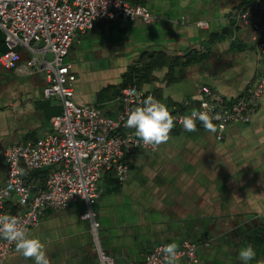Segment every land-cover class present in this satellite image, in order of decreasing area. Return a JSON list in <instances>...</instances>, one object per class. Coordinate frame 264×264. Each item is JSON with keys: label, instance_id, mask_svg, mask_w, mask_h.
I'll use <instances>...</instances> for the list:
<instances>
[{"label": "crops", "instance_id": "crops-1", "mask_svg": "<svg viewBox=\"0 0 264 264\" xmlns=\"http://www.w3.org/2000/svg\"><path fill=\"white\" fill-rule=\"evenodd\" d=\"M125 1L146 6L156 18L149 23L99 18L92 29L74 33L65 61L75 77V103L113 118L121 110L119 89L135 81L169 111L198 97L202 85L234 100L264 73L251 28L234 22L247 9L264 26V5H251L257 0ZM199 20L206 27H198ZM256 41H264V33ZM4 49L0 33V52ZM26 56L20 50L14 68L0 66V185L4 149L49 132L50 117L60 111L55 99L42 98L41 75L22 72ZM196 124L195 132L175 127L168 142L153 151L125 154L124 181L112 171L100 176L92 209L98 242L115 264H141L154 245L183 239L199 243L192 264H242L239 251L249 244L256 252L249 264H264V92L249 120L229 124L221 140ZM26 173L31 190L42 185L41 173ZM83 208L81 199L45 208L29 230L44 244L51 264H97L89 224L80 218ZM3 264L34 261L14 247Z\"/></svg>", "mask_w": 264, "mask_h": 264}, {"label": "built area", "instance_id": "built-area-1", "mask_svg": "<svg viewBox=\"0 0 264 264\" xmlns=\"http://www.w3.org/2000/svg\"><path fill=\"white\" fill-rule=\"evenodd\" d=\"M251 5L262 6L264 0ZM99 18L149 23L156 16L146 6L125 0H0V33L5 45L0 52V66L14 68L20 60V50L25 51L22 72L40 74L44 82L42 98L55 99L60 106V111L49 119V132L34 140L11 143L4 149L5 179L0 185V214L16 216L29 232L38 224L45 208L61 209L81 199L84 208L80 218L89 224L97 264H115L98 242V222L92 206L102 173L112 171L116 180L122 182L128 173L125 154L155 149L156 146L138 142L134 130L125 127L128 111L142 106V100L153 95L135 85L122 86L118 94L121 110L113 118L103 115L95 106L72 100L75 77L65 57L74 33L92 29ZM234 22L251 28L256 53L264 61V41H256V34L264 33V26L255 22L247 9L239 11ZM195 24L206 27L203 20ZM263 92L264 73L258 72L253 83L234 100L202 85L198 97L183 101L169 112L176 117L177 127L182 125L180 117L189 115L193 109H211L210 115L221 116L213 120L217 125L214 138L221 140L229 124H244L249 120ZM204 104L209 109H205ZM18 167L26 172L49 168L43 186L31 190L24 175H13ZM22 199L24 204L20 203ZM8 202L11 208L7 207ZM164 245L166 243L154 245L141 264H164L161 251ZM178 245L179 260L197 263L199 243L183 239ZM14 247V243L0 238V264Z\"/></svg>", "mask_w": 264, "mask_h": 264}, {"label": "clouds", "instance_id": "clouds-1", "mask_svg": "<svg viewBox=\"0 0 264 264\" xmlns=\"http://www.w3.org/2000/svg\"><path fill=\"white\" fill-rule=\"evenodd\" d=\"M203 107L209 109L207 104H204ZM210 111L211 109L208 111L193 109L189 115L180 117L184 130L195 132L197 130L196 122L199 121L206 131L215 133L217 125L213 123V120H219L221 116L219 114L212 116L209 114ZM175 121L176 117L168 111L167 106L149 95L142 100V106L128 111L125 127L134 130L138 142H142L144 145L159 146L167 143L170 139ZM26 174L25 169L19 167L13 172V175L19 176ZM20 203L24 204L25 200H20ZM0 238L14 243L15 251L26 260L32 259L34 264H51L46 255L44 244L38 238L32 237L16 216L0 214ZM178 248L179 245L176 242L168 243L162 247L164 264H177L181 256ZM255 257L256 252L251 244L239 251V259L242 264H249Z\"/></svg>", "mask_w": 264, "mask_h": 264}, {"label": "trees", "instance_id": "trees-1", "mask_svg": "<svg viewBox=\"0 0 264 264\" xmlns=\"http://www.w3.org/2000/svg\"><path fill=\"white\" fill-rule=\"evenodd\" d=\"M149 58L150 57H152V56H148ZM135 85V81H133V82H130V83H125L124 85H122V86H125V85ZM136 86V85H135ZM49 171V168H42V169H38V170H34L33 172H35V173H41V177H43L42 179V185L41 186H43V184H44V180H45V177H46V174H47V172ZM107 172V171H106Z\"/></svg>", "mask_w": 264, "mask_h": 264}]
</instances>
